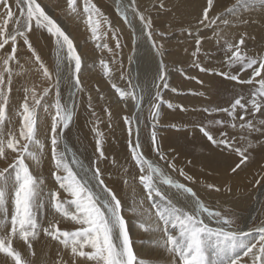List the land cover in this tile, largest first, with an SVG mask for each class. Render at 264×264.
Wrapping results in <instances>:
<instances>
[{
  "label": "snow or ice",
  "instance_id": "1",
  "mask_svg": "<svg viewBox=\"0 0 264 264\" xmlns=\"http://www.w3.org/2000/svg\"><path fill=\"white\" fill-rule=\"evenodd\" d=\"M13 5L16 11H13ZM164 4L161 0L160 7ZM215 7V0H206L202 9L198 25L212 27L219 21L223 25H229L230 21L224 18V14L215 13L210 16ZM242 7L244 11L258 7L264 9V0H253L252 5H242L240 0L229 7L226 12L234 15L238 24L246 25L250 21L243 15H236L237 8ZM67 8L70 13H77V0H67ZM129 8L118 7L122 19L130 27L138 17L141 24V33L151 43L152 48L161 56L157 75L153 81L155 94L150 105V114L153 118L150 132V147L156 152L160 160H166V154L161 150L157 136L156 126L159 120L160 102H162L160 87L167 88L166 70L163 61L162 44H157L154 39L153 24L149 17L140 12L136 0H130ZM0 50L11 45L10 52L0 57V159L7 161V166L0 169V254H3L10 264H33L31 257L35 256L34 243L41 236L49 238L62 246L63 250L69 251L71 264H145L144 259L138 257L134 249V241L130 234L129 222L125 218L121 199L105 184L100 162L105 160L103 148V133L97 130L95 159L90 162L89 167L76 159L75 154L69 160L67 151L61 147L62 134L67 130L74 118V103H62L60 92L61 64L65 57L61 52H66L68 62L67 74L71 79L69 86L80 89L82 60L78 54L72 39L65 33L61 25L45 10L38 0H0ZM83 12L87 15V24L90 27L92 38L99 41L107 32L101 33V10L91 2L84 0ZM12 22L14 27L9 32L8 26ZM108 30H112L109 21H104ZM46 30L55 39L57 49V73L52 72L43 63L41 57L36 54L30 40L29 33L33 27ZM191 34V33H190ZM160 35H163L162 33ZM116 41V49H121L118 34L113 32ZM246 34L240 35L235 43H228L231 55L227 57V64L231 67L239 65L241 70L251 69L252 73L248 80H241L239 75L230 74L227 71L216 72L221 77L237 82L240 85H252L254 90L250 93V99H245L238 94L228 107H218L211 111L226 113L230 121L215 120L209 124L242 131L264 132V119L258 120V125L252 119L245 121L249 109L255 117L256 113L264 116V57H251L242 51L241 46L245 44ZM22 39L26 47L32 52L34 60L39 64L43 76L51 83L43 89L38 97L35 88H25V97L16 115L21 118L18 134L6 127L11 123L8 118L10 95L12 92L13 77L20 75L14 72L13 63L20 65L17 57L18 42ZM203 37L195 38L196 57L201 52ZM227 43V42H226ZM112 52L113 49L107 43L99 44ZM187 51V49H185ZM113 59L121 63L118 55ZM129 57V63H131ZM195 66L201 72H214V69L201 67L199 61H194ZM100 64L105 69V74L110 75L111 69L103 59ZM23 68L22 65H20ZM260 77V79H256ZM127 78V89L117 87L115 83L112 88L116 90L121 98H130L135 102L137 113L144 101V86L133 83L130 74L121 71V79ZM195 79V77H193ZM258 85V87H255ZM52 89H55L54 109L51 123V158L53 171L51 173L58 190H45L44 180L33 174L29 166V158L35 165H39L42 159L44 143L38 139L37 108L41 107V101L47 97ZM173 92L177 91L175 88ZM91 100V97H89ZM45 112L48 106L43 105ZM172 108L173 104L168 103ZM183 110V106H180ZM91 108V104H89ZM237 109L241 114L237 117ZM205 112L209 109L205 108ZM109 115L111 113L109 112ZM237 118L240 123L237 124ZM124 121L128 126L129 148L131 159L139 169L138 181L145 191V197L139 201L133 199L129 208L131 213L137 214L140 219L137 226L145 232L151 233L154 244L167 256V264H264V223L253 229L259 239L255 242L247 241L249 232L243 231L236 225L235 219L229 218L219 210H213L197 195L192 187L174 179L159 164L146 158L142 151L139 139V125L134 126L133 120L139 121V115L133 117L125 116ZM175 127V125H173ZM59 130V131H58ZM200 131L206 136L211 144L218 147L234 150L240 156V161L231 168L232 173L249 159L246 150L239 147L233 148L235 137L229 138L228 133L221 131L219 139L215 138L205 127ZM135 134V139L133 135ZM8 150L14 154L9 160ZM115 163V160H113ZM168 167L173 171H179L184 175L183 169L177 170L176 165L168 160ZM11 169V172H10ZM74 169H78L74 170ZM191 180L192 177H188ZM93 182H95L93 184ZM127 183V181H125ZM260 183L259 180L256 181ZM209 189L220 192L221 188L209 184ZM99 188V191L94 190ZM228 191H231L229 188ZM67 197L62 198L61 193ZM47 200L56 214L70 220L78 225L74 230H64L59 226V221L49 220L47 226L37 218V211L42 202ZM145 200L151 201L148 209H143ZM11 208V211H10ZM212 222L211 224L209 223ZM214 224L215 226H212ZM13 241L22 242L29 253L25 255L18 247L13 246ZM239 250V251H238ZM246 258V259H245ZM57 264H68L61 257Z\"/></svg>",
  "mask_w": 264,
  "mask_h": 264
},
{
  "label": "rangeland",
  "instance_id": "2",
  "mask_svg": "<svg viewBox=\"0 0 264 264\" xmlns=\"http://www.w3.org/2000/svg\"><path fill=\"white\" fill-rule=\"evenodd\" d=\"M41 2H44L50 6L52 5L53 8L55 9L56 16L61 17L62 19L64 18L63 20L67 21L69 25V29L74 34V46L78 54L81 56V60H82L81 72L79 73V76L81 78L80 79L81 88L77 89V92H76L77 95H75L76 97H74V100H73V103L75 106L74 118L69 128L64 131V136L68 142V145L74 151H76V153L81 152L80 154L77 153L78 155L81 156L82 154V158H84V160L87 158L86 164L90 166V162L93 159H95V156L97 155L96 153V140H97L96 132L98 130L99 132L103 133V148H104L106 159L102 160L99 165L103 173V178L107 179L108 181L107 186L110 187L117 194L118 198L121 199L122 205L124 206L123 212L126 215L125 217L128 219H133V216H135L134 219L138 221V218L140 217H138L137 214L136 215L135 213L131 214L130 211H128V209L132 206L133 199L139 201L145 196V191H143L144 189L142 185L139 184V181H138L139 169L135 165V162L131 159L130 148L128 144V141H129V135H128V130H127L128 126L126 125L123 119L125 116H129L127 112V108H126L127 106L125 103L126 100L128 101L129 99L121 98L119 94L116 92V90L112 88V84L115 83L117 87L125 89V90L127 89V78L121 79V71H123L126 74H130V78L132 79L131 68H133L134 66L133 63L135 61L133 59V54L134 53L136 54V51L138 53V50H139V53L137 55L141 57L139 59V64L140 65L144 64V69L146 67L147 69L151 68V70H154V77H155L157 75L158 68H159V65H158L159 60H158V57H156L155 50L152 48L151 43L141 33V30L139 31L141 33L140 35L142 38L141 42H139L137 45L134 43V40H133L134 32L131 28L127 26V24L122 19L120 13L117 11L116 2L114 0H91V2L94 3L101 10L103 14V16L101 17L100 32L108 33L107 36H102V38L99 41L93 40L90 27L88 26L86 22L87 15L83 12L84 0H77L78 11L75 14L69 12L67 8V0H43V1L41 0ZM123 2L124 0L122 1V3ZM128 3L129 2H127V5H129ZM151 4L153 3L151 2ZM127 5H126V8L130 9L128 8ZM141 5L143 7V4ZM145 6L146 8L142 9V12H144V14H146L145 12H148L149 16L152 18V22H155V24L153 25V32H154L155 40L158 37H160L161 33L163 34V36L165 35L172 36L178 32H181L183 34L189 31L188 22L177 23V22H171V21L164 20L160 23L159 22L160 19L156 15V10H154L156 8L151 7L152 5H145ZM13 11H16L14 5H13ZM0 12H2V9H0ZM137 18L134 19L135 24L139 23V19ZM156 18H158V20ZM2 19L3 17L0 16V21H2ZM105 20L111 23L112 25L111 31L108 30V25L107 23L104 22ZM13 27H14V24L10 22L8 26L9 32L12 31ZM125 29L127 30L125 31ZM113 32L118 34V38L121 42V49L119 51H117L116 46H115L116 41L113 38ZM29 40L33 48L35 49L36 54H38L41 57V60L43 61V63L48 67L50 72H52L53 76H55L57 73V69H56L57 57H56V48H55L56 45H55L54 37L51 36L49 33H47L46 30L39 29L34 26L33 30L29 33ZM97 43L101 45L104 43H107L108 46L113 49V51L109 52L107 49H104L102 47H97ZM228 43H235V42H232V40L230 39H221V44H217V45L215 44L212 47V49L208 50L207 53L205 52L204 57L206 59L200 58L199 56L200 53L196 57H193L192 53L194 52L195 49L194 50L191 49L189 45L184 44L181 47V51L184 56L178 55L174 52L176 50H172L170 52L172 57H180V56L182 57L181 63H179L180 61L173 60L174 63L180 64L179 65L180 67H178L179 68L178 72H180L181 74L176 79L177 83L180 85H184V82L187 81L189 77L190 78L194 77V76H189V73H187L186 71H189L190 67L195 66L194 61H199V60L202 61L204 65L203 67L205 68L214 69L216 72L227 71L230 74L239 75L241 80H248L252 73L251 69L241 70L238 64L233 65L231 67L227 64V57L231 55V52L228 50V46H227ZM248 43H250V41L248 42L245 39V44L243 45L244 47L241 46L242 51H244L248 56H251V57H264V52L256 53L258 48L262 47L264 49V42H261L258 45H254V44L249 45ZM133 45H134V48H133ZM17 47H18L17 57L20 61V65H22L23 68H21L20 65H16L15 63H13L14 72L20 73V75L13 77L12 92L10 95L9 109L7 113L8 118L11 120V123L9 124L6 121V127L10 128L11 130H13L14 132L18 134L21 118L17 116L16 113L17 111L20 110V107L24 100V97H25L24 89L25 88H35L37 96L39 97L43 93V89L49 87L51 82L43 76V73L40 70L39 64L35 62L32 52L26 47L22 39L19 40ZM164 49L169 50L170 48L166 47ZM185 49H187V51H185ZM10 50H11V45L9 44L8 46L5 47V49L0 50V57H3L6 53L10 52ZM114 55H118L120 61H122V65H123L122 69H121V63H118L113 59ZM189 56H191L190 59H189ZM129 57L132 58L131 63H129ZM102 59L107 62L108 67L111 69L110 75L105 74V69L100 64V61ZM165 62L168 63L167 59L164 61V64ZM0 63H2V61H0ZM134 68L136 69L135 66ZM215 71L210 72V73L214 74L216 73ZM215 76L217 77V75ZM133 79L132 81L133 83H135ZM256 79L258 80L260 79V77H256ZM217 80L220 81L221 83V85L219 86L224 87L225 94L223 92L221 93L222 99L218 100L219 103L217 104L209 105V106H206V105L199 106L197 108V113L198 112L199 113L196 115L194 114L196 112V109H192V111L194 112L192 114L190 113L188 104L182 103V101H175V100L168 98L169 95L171 94L170 92L173 89L172 86L168 84V87L165 88V89H169V91L167 92V96L162 97L163 99H162V102H160L161 105L159 109V113H160L159 120L162 119L165 121L158 120L159 124H157L156 126V128H158L156 129V131H161V132H157L158 140L161 139V137H163V139L166 140L169 138L168 135L172 137V134L180 135L179 138L177 137L175 139L173 138L174 140L172 143L171 142L167 143L163 141L164 145H162L163 143H160L159 141V145H161L160 146L161 150L164 149L163 152L166 154V157H167L166 160H160L156 152L152 151L153 149L150 147V132L152 129V124H153L152 123L153 118L150 114V105L153 102V97H154L153 96L152 99L147 103V106L145 107V110L143 113V119H142L143 125H142V133H141V145L143 146L142 150L144 153H146V155L149 158L151 159L156 158V160H159L163 165H166L167 168H169L168 160H171V162L174 163V160L176 159L177 162L174 163L176 165V168H178V170L184 168L183 172L185 175L180 176L179 171H178L179 173L178 174L177 171H173L171 168H169V170L172 174L180 178L181 181H183L182 183H185L186 185L190 187V185L187 184V182H185L186 175H189L188 174L189 170H186V169H189L188 168L189 165L195 163L192 161V159L195 157H192V156L196 155V153L193 150V148L195 147L194 146L190 147L189 145L188 137H189L190 129H198L200 131L201 127H205L217 139L220 138L219 133L221 131H224L228 133V137L230 139L235 137V140L233 142V148L239 147L242 150H246V154L249 156V159L246 162H248L249 165L245 162L241 166V168L238 169L240 173L238 171L235 174L232 173L231 168L234 167L236 163H239L240 156L238 153H236L234 150H231V149H230V152H229V149L227 150V152L230 155H235L234 157L236 159L234 160L235 161L238 160V161L235 162L234 160H230V161H226L227 163H224V165L222 163V165L223 166L226 165V169H228L227 171L229 172V174L231 173V175H234V176L237 174H241L242 173L241 171L243 169V173L240 175V176H243V178L246 177L244 176L246 175V173L247 175L249 174V170L253 169L250 173L254 174L255 176L254 178L257 177L256 179L259 180L260 183L262 184L264 183V172H263L264 171V160H263L264 158V132L248 133L247 131L240 130L239 127H237L236 129H232L229 127H221L214 123L209 124V121H215V120L230 121L229 116L226 117L225 114L223 113L213 112L211 111V109L216 108L214 107L216 105L218 107L219 105L220 106L224 105L225 107H228L230 102H232L234 98L237 97L238 94L243 95L245 99H250V93L254 90V86L240 85L237 82L225 79L221 77L220 75H218ZM227 87L228 88L230 87V89L235 88V90H232L229 93ZM255 87H258V85H256ZM68 88H70L69 80L68 78H64L60 86L62 103L64 104H67V98H68L67 94H69ZM161 88L164 89V87L162 86L160 87V89ZM153 89H154L153 91H155L154 86H153ZM160 89L159 91L161 92L162 89L161 90ZM175 89L177 90V92L175 91L174 93L179 94L180 99H182L183 97H189V94L191 93H193L191 95H194V94L202 95L201 92L199 91L195 92L189 89H179V88H175ZM227 91L229 94L227 93ZM89 97H91V100H89ZM219 98L220 97H218L217 99ZM116 100L117 101L121 100L120 101L121 107H120L119 102H117ZM54 102H55V89H52L50 94L47 97H44V99L41 101L42 106L37 108L38 139H41L45 145L43 153H42L41 163L37 166L31 162L30 158L28 160L29 166L33 170V174L41 177L44 180L46 191L47 190H53V191L57 190L56 188H54L55 190L53 189L52 182L46 181L48 176L52 177V175L49 173L50 166L47 167L46 161L44 160V156L46 154L45 151L51 149L50 147V137H51L50 124L52 123L51 115L53 116L55 115V109L53 107ZM169 102L173 104L172 108L168 107ZM89 104H91V108H89ZM43 105L48 106L47 112H45ZM124 105L126 106L125 108H124ZM162 105L163 107H161ZM180 106H183V110H181ZM205 108L207 109L209 108V111L205 112L204 111ZM109 112L111 113V115H109ZM249 113L250 114L245 117V121L252 119L253 123L259 126L258 120L264 119V116H261L259 113H256L255 117H253L251 114V109H249ZM240 114H241V110L237 109V117H239ZM239 123L240 121L237 118V124ZM163 124L165 125V127ZM160 125H162V127ZM173 125H175V127H173ZM159 135L161 136L159 137ZM205 139L208 141L207 138ZM208 142L209 144H211L210 141ZM214 146L218 147L216 145ZM220 147L224 148L223 146H220ZM224 149H227V148H224ZM193 153H195V155H192ZM83 154L86 155V158H85V155ZM7 155H8L9 160H11L14 156V154L11 153L10 150H8ZM179 155L180 157H178ZM259 157H260V161H259ZM255 158L258 160V162H256L257 160L255 161ZM0 160H1L0 169H2L7 166V161L3 159H0ZM113 160H115V163H113ZM251 162L253 164L255 163L256 164L250 167V165H252ZM245 164H247V166ZM197 167L199 169H204L208 173L210 171H213L212 168H206L199 164H197ZM47 168L49 169V171ZM10 172H11V169H10ZM258 175H260V177ZM114 179L117 180V184L113 182ZM125 181H127V183H125ZM209 184H212V183L208 182V185ZM134 187L139 188V189L142 188L140 189L141 192L139 191V189L136 190V188ZM206 190L214 193L213 189L207 188ZM215 193H218V192H215ZM61 196L62 198H66L67 194L62 192ZM198 196L201 198L200 194ZM262 207L264 208V199H263ZM143 209H147L145 204H143ZM212 209L221 211L223 215L229 218L234 217L236 225L238 227L243 226V218L241 216L242 213L239 212L237 209H233L228 205H224L220 209L219 207L218 208L213 207ZM262 213H264V210L261 212V214ZM261 214H258V213L255 214V216L253 217V220H251V225L253 226L258 225L263 220L264 215L263 214L261 215ZM48 221L49 220H47V222ZM44 225L47 226V223ZM59 226L61 227V229L69 230V231H72L76 228V227L75 228L70 227L72 225H70L69 222L67 221L65 223L59 224ZM142 232L143 233H142L141 239L142 241H144V237L146 236L147 232L143 230ZM42 241H43L42 242V245H43V243L46 241L45 240H42ZM21 245H23V243H18L17 241H13V246L18 247L22 252L25 253L26 256H28L29 253L26 251V247L23 245L24 247L23 248ZM34 251H35V248H34ZM57 254L58 255H56V257L53 259V262H52L53 264H57V261L61 257L63 258V260L67 261V259L64 256V252H61L58 250ZM31 259H32L33 264L39 263L38 262L39 257L36 251H35V256L31 257ZM0 264H10V261L9 260L4 261V260H1L0 258ZM68 264H71V261L70 262L68 261Z\"/></svg>",
  "mask_w": 264,
  "mask_h": 264
},
{
  "label": "bare ground",
  "instance_id": "3",
  "mask_svg": "<svg viewBox=\"0 0 264 264\" xmlns=\"http://www.w3.org/2000/svg\"><path fill=\"white\" fill-rule=\"evenodd\" d=\"M114 1L116 2L117 8L118 7L126 8L127 2H130L129 0H124L123 3H122L123 0H114ZM38 2H40L42 4V6L45 7V10L48 12L49 15H51L54 19L57 20V22L61 25V27L63 28L65 33L69 35L70 39H72V41L74 43V34L69 29V25H68L67 21L63 20L64 18L62 19L61 17L56 16L55 9L53 8L52 5L50 6L44 2H41V0H38ZM151 2L153 4H151ZM160 2H161V0H149V1L148 0H136V5H138L137 8L140 12H142V9L146 8L145 5H152L151 7L156 8L154 10H156V15L159 17L160 23L164 20L171 21V22H177V23H185V22L189 23V31L187 33L182 34L181 32H178L172 36H167V35L161 36L160 35V37H158L156 39V41H157V44L163 45V48L161 49V51L163 53V61H165L167 59V62H168V63L165 62V64H166L165 70L167 73V76H166L167 84L172 86V88L189 89V90H193L195 92L199 91L202 94V95H199V94L191 95V94H193V93H191V94H189V97H183L182 99H180L179 94H176V93L171 91L170 93L172 95L170 94L168 98L175 100V101H182V103L188 104L189 109H190V113L192 114L194 112V111H192V109H196V112L194 113L196 115L199 113V112L197 113V108L199 106H201V105L209 106V105H214V104L219 103L218 100L222 99L221 93L222 92L224 93L225 91H224V87L219 86V85H221V83H220V81L217 80L218 79L217 74H215V73L213 74L210 72H201L199 70V68L196 66L190 67L189 71H186L187 73H189V76H194L195 79H193V77L192 78L189 77V79L184 82V85H180L177 83L176 79L181 74L180 72H178V69H179L178 67H180L179 66L180 64H176V63H174V61H180L179 63H181V59H182L181 56H184L182 51H181L182 45H184V44L189 45V47H191V49L194 50L195 49V38L197 36L203 37L201 52H200L199 56H200V58H204V59H206L204 57L205 52L207 53V51L212 49V47L215 44L216 45L221 44V39H230V40H232V42H236V41H238L240 35L246 34L245 39L248 42L250 41V43H248L249 45H252V44L258 45L261 42H264V9L254 7V8H250L247 11H244V9L242 7L237 8L236 15H243L246 19H248L250 21L248 24L242 25V24L237 23L234 15H228L226 12V10L229 7H231L237 3V0H215V7H214L213 12L210 13V16L214 15L215 13H222V14H224V18H226L230 21V24L229 25H223L219 21H217V25H214L212 27H203V26L198 25V19L201 17L202 9H203V7H205L206 0H162V2L164 4L163 7H160ZM240 3L242 5H252L253 0H240ZM141 4H143V7ZM139 5H140V7H139ZM127 6L129 8V5H127ZM128 10L131 11L130 9H128ZM145 13H146L145 16L149 17L152 20V18L149 16L148 12H145ZM151 14H152V12H151ZM156 19L158 20V18H156ZM155 20H153V21H155ZM152 23H153V25L155 24V22H152ZM121 24H123V23H121ZM127 26L133 30V32H134L133 38L134 39L132 37L131 38L134 40V43L137 45L142 40L141 35H140L141 33L139 32L141 30V27H142L140 22L135 24L133 21L132 27H130L128 24H127ZM126 30L127 29H125V31ZM166 47H169L170 49L165 50L164 48H166ZM55 48H56V46H55ZM133 48H134V45H133ZM172 50H176L174 52L178 55H181V56L180 57H172V55L170 53ZM262 52H264V49L262 47L258 48L256 51V53H262ZM138 53H139V50H138ZM138 53H137V51H136V54L132 53L133 59L135 60L133 65L136 67V69L134 68V66H133V68H131L132 79L134 78L133 80H134L135 84H140V85L143 84L142 86H144V101L142 102L141 108H140L138 113H137V110L135 108V102L132 101L130 98H128L129 99L128 101L126 100L125 103H126L127 107L124 105V108L125 107L127 108V112H128L130 117H133L135 115H139V121L137 122L136 120H133V125L135 126L137 123L139 125V129H140L139 139H140V143H141L143 113H144L145 107L147 106V103L152 99V97L155 94V91H153L154 89H153L152 84H153V80L156 76L154 77V70H151V68L147 69L146 67L144 69V64H142V65L139 64V59L141 57L137 55ZM155 54H156V57H158V60H159L158 65H159L160 60H161V56L158 55L156 51H155ZM60 56L65 57V59L63 60V62L61 64V69H62L61 75L64 76V78H68V80H70L71 77H69L67 74L68 62L66 59V52H61ZM56 57H57L56 69H57V67H58V65H57V60H58L57 49H56ZM190 58H191V56H189V59ZM199 63H200L201 67L204 66L201 60H199ZM129 70H130V68H129ZM215 75H217V77ZM66 83H67V81H66ZM68 89H69V94H67L68 98L66 97L67 98V104L73 103L74 97H76L75 95H77L76 94V92H77L76 88L70 87ZM232 90H235V88L234 89H230V87L228 88L229 93ZM168 91H169V89H165V88L162 89L161 90V96L162 97L167 96ZM228 91H227V93H228ZM213 92L216 94H214ZM218 97H220V98L217 99ZM66 98H65V100H66ZM120 101L118 100L117 102H119V104H120L121 103ZM64 102H66V101H64ZM220 102H222V101H220ZM120 107H121V104H120ZM161 107H163V105ZM214 107L217 108L218 106L216 105ZM219 107H225V106L219 105ZM201 108H203V107H201ZM223 114H225V116L228 117V115L226 113H223ZM195 115H193V116H195ZM52 116L53 115H51V117ZM159 118H160V116H159ZM159 121H165V120L161 119ZM157 124H159V123H157ZM160 126L162 127V125H160ZM50 127H51V124H50ZM164 127H165V125H164ZM156 129H158V128H156ZM157 132H161V131H157ZM160 136L161 135H159V137ZM179 136L180 135L172 134V137H170V135H168L169 138L166 140H164L163 137H161V139H159V141H160V143H163V141H165L167 143H169V142L172 143L173 140L176 137L179 138ZM188 138H189L190 147H192V146L195 147V148H193V150L196 153V155H195V153L192 154V155H195V156H192V157H195V158H193L195 160L192 159V161L195 163L189 165V167L187 166L189 169H186V170H189V173H188L189 175H186V179H185L186 181L185 182H187V184H189L190 187L192 186L194 191L197 192V195H199V194L201 195V199L202 200L204 199L203 201L210 208H213V207L218 208L219 207V209H220L224 205H228L231 208L237 209L239 212H241L242 213L241 216L243 218V226L240 228L243 231L250 233L247 237L246 242L247 241L255 242L256 240L259 239V237H258V234L256 233V231H254L253 229L257 228L259 225L264 223V218L258 225H254V226L251 225V220H253V217L255 216L256 213L261 214V212L264 210V208L262 207V203H263V199H264V183H262V184L256 183L255 180H257L256 179L257 177L254 178L255 177L254 174L250 173L253 169L249 170V174L247 175V173H246V175H244L246 177H244V178H243V176H240L243 173V169L241 171L242 172L241 174H237L235 176L231 175V173L229 174V172L227 171L228 169H226V165L225 166H223V165H224V163H227L226 161L236 159L234 157L235 155H230L227 152L228 149H224L221 147L220 148L215 147L213 144H209V142L205 139L206 136L201 131H199L198 129H190ZM61 139L63 141V144L61 145V147H63L67 151L68 156H69V160L71 161V157L73 156V154H75L76 159L81 161L83 163L84 167H88L89 165L86 164V159H87L86 155L83 154V155H85V158H86L85 160H84V158H82V154H81V156L78 155L81 152L79 151L80 153L77 152L78 153L77 154L76 151H74L68 145V142L64 136V133L62 134ZM133 139H135V134L133 135ZM186 141H188V140H186ZM183 144H185V143H183ZM162 145H164V143ZM178 145H179V143H178ZM50 147H51V145H50ZM162 151H164V149ZM45 152H46V154L44 156V160L46 161L47 167L50 166V171L48 168L47 169H48L49 173L51 174L52 171L54 170L52 158H51V150H46ZM229 152H230V149H229ZM144 155L146 156L147 159L152 160V161L156 162L157 164H159L174 179L180 181L181 183L183 182L176 175L172 174L170 172L169 168H167L166 165H163L159 160H156V158L155 159L149 158L146 155V153H144ZM155 156H156V154H155ZM178 157H180V155ZM175 160H174V163L177 162V160L176 161ZM256 160L257 159L255 158V161ZM263 160H264V158H263ZM237 161H235V162H237ZM259 161H260V157H259ZM261 161H262V159H261ZM256 162H258V160ZM222 163H223V165H222ZM246 163L248 164V162H246ZM260 163H259V165H260ZM197 164L202 165L206 168H212L213 171H210L208 173L204 169H199L197 167ZM247 164H245V165L247 166ZM255 164L252 163V165H250V167H252ZM228 167H229V165H228ZM259 168H261V167H259ZM74 170L78 171V169H74ZM177 170H178V168H177ZM245 171H244V173H245ZM177 173H178V171H177ZM258 173H259V171H258ZM189 176L192 177L191 180L187 179ZM258 176L260 177V175H258ZM183 177H185V176H183ZM104 180H105V184L108 185L107 179L104 178ZM46 181L52 182L53 189L56 188L58 190V185H56L54 183L53 177L48 176ZM113 182H115L117 184V180L114 179ZM208 182L212 183L213 185H216L217 187H220L221 191L218 193H215L216 191H214V193H212V192H209L208 190H206L208 188L207 187ZM94 183L95 182H93V184ZM134 188H136V187H134ZM229 188L231 189V191H228ZM137 189H139V188H136V190ZM140 189H142V188H140ZM140 189H139V191H140ZM94 190L99 191V188H94ZM151 203H152L151 201L145 200L144 204H145L147 209H148V207L150 208ZM10 211H11V208H10ZM128 211H129V209H128ZM131 214H133V213H131ZM262 214L264 215V213H262ZM128 217H129V215H128ZM134 217L135 216H133V219H128L126 217L125 218L129 222L130 234H131L132 239L134 241L133 247L136 250L138 257L144 259L145 264H167V256L165 255V253L163 251L160 250V248L158 246H156L154 244V238L152 237L151 233L147 232L146 236L144 237V241H142L141 236H142L143 232H142V229H140L137 226V220L134 219ZM37 218L40 222H42L44 224L47 223V220H52V221H59V224L65 223L67 221V222H69L70 225H72V226H70L72 228H75L78 226V225H75L70 220H67V219L59 216V214H56L54 212V209L51 207V205L48 203V201L46 199L42 202L41 207L37 211ZM136 218H138V217H136ZM138 219H140V218H138ZM209 223L211 224L212 222L209 221ZM212 226H215V225L212 224ZM42 240L46 241L43 243V245H42V242H43ZM18 243H22V242H18ZM21 246L23 247V245H21ZM33 246H34L35 251L37 252L38 257H39V261H38L39 263H36V264H53L52 263L53 259L56 257V255H58L57 254L58 250L61 252H64L65 258L67 259V261L70 262L69 251L63 250L61 245L52 241L49 238L43 237V235L41 236V239L38 242L34 243ZM0 258H1V260H4V261L7 260L3 254H0Z\"/></svg>",
  "mask_w": 264,
  "mask_h": 264
}]
</instances>
